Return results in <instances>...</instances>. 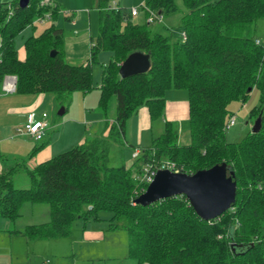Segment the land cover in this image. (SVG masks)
I'll return each instance as SVG.
<instances>
[{"label": "trees", "instance_id": "16d2710c", "mask_svg": "<svg viewBox=\"0 0 264 264\" xmlns=\"http://www.w3.org/2000/svg\"><path fill=\"white\" fill-rule=\"evenodd\" d=\"M108 1L96 0L98 35L90 59L79 65L66 61L62 30L54 26L27 38L25 58L18 59L15 38L37 18L56 14L55 7L41 5V0H30L25 9L17 1L0 7V93L10 75L16 77L17 94L61 98L87 93L93 89L91 64L97 54L112 53L102 65L97 105L106 137L89 139L32 170L24 160L0 171V217L14 221L24 204H46L50 222L28 226L23 234L47 240L67 237L74 220L87 221L103 210L112 214L111 229L125 220L133 264H264V46L251 39L255 20L264 18V0H181L183 8L178 0H144V16L154 13L158 24L186 9L177 26L185 35L181 41L171 40L165 25L152 31V23L133 24L130 9L109 8ZM8 5L13 9L10 18ZM52 50L56 54L51 58ZM133 52L149 55L150 68L121 79L119 66ZM253 88L262 90L255 110L261 128L228 143L226 107L247 101ZM179 89L188 93L190 145H178L176 129L166 122L164 134L142 151L131 169L109 166V142L124 138L128 120L142 106L148 108L151 122L162 118L165 93ZM162 160L186 174L225 163L236 184L235 202L210 221L201 220L184 196L145 207L133 204L147 186H136L132 173ZM19 170L28 177L27 189L14 186L13 175ZM220 234L224 238L218 239Z\"/></svg>", "mask_w": 264, "mask_h": 264}, {"label": "rangeland", "instance_id": "374dc122", "mask_svg": "<svg viewBox=\"0 0 264 264\" xmlns=\"http://www.w3.org/2000/svg\"><path fill=\"white\" fill-rule=\"evenodd\" d=\"M15 1L18 3L19 0H0V6L6 3L11 4ZM64 1L65 3H62L63 5L60 6L56 14L52 15L51 11L48 13L49 17L52 16L53 19H46L41 24L36 23L32 28L28 27L15 38L14 46L16 51L22 52L24 42L28 37L37 36L45 28L53 25L64 31L63 45L65 46V58L68 61L74 64H81L90 59L89 49L94 45L99 31L97 2L96 0ZM108 2L109 8L138 9V17L133 18L131 22L140 26L146 23L144 12L141 9L144 0H109ZM177 3L180 8H183L181 0H178ZM185 12L186 9L182 13H175L167 21L159 22V24V20H155V23L149 25L148 28L152 31H158L160 24L165 25L169 29L170 39L173 41L180 40L181 34L177 26L179 18ZM251 35L255 45L264 46V18L255 20ZM111 57V52L100 51L96 60L91 64L93 89L87 94L88 100L86 103L83 102V95L80 91L73 92L69 96L63 95L61 98H56L54 94H43L41 96H45V102L41 104L38 110L35 109L34 111L37 118L40 119L42 113H46L47 119H53L55 123H63L69 119H74L82 121L83 124L89 123V127L92 128L93 123L89 121L102 119V114L97 107L99 96L97 84L100 83L103 63L106 65ZM9 77L16 79L12 75ZM5 79L3 84L5 81L6 83L14 82L12 79ZM36 96H39V94ZM24 98L29 97L0 94V123L10 120V115L1 113V110L7 106L12 109L23 107V105L27 106ZM261 99L262 90L253 88L247 101H232L226 107L229 113V117L226 120L234 118V125L225 132V139L228 143H238L251 133L254 122L258 118L255 110L258 108ZM61 109L66 110V113L59 115L58 113ZM84 109L87 111L86 118L83 115ZM112 112L114 114L115 110L113 109ZM18 115L20 116V114ZM13 116L11 115V117ZM19 120H22V118ZM109 122L111 123V121ZM90 131L92 130L90 129ZM90 131L87 130L85 138L92 139L94 132L91 133ZM0 132V139L7 137L3 129H0ZM18 138L20 140L24 139ZM179 139V145H190L188 123L184 124V131H182ZM128 140V137H126V139L120 138L119 141L109 142V166L118 167L135 161L132 159L133 148L124 146L125 141ZM12 144L14 143H2L0 145V161L6 167L13 162L22 163V161L27 160L26 155L22 154L23 148H18ZM132 165L128 169H131ZM138 176L139 173L137 174L135 171L132 173V179L137 184L136 186L140 185L137 179ZM13 179L16 188L27 189L29 187L28 177L23 170L15 173ZM138 191L139 188H136L135 192ZM111 218L112 214L110 212L102 210L97 215L89 217L87 221L83 219L74 220L70 228V234L67 237L33 240L24 236L25 229L29 225L36 226L50 222V209L46 204L32 205L27 203L21 207L19 217L16 220L11 221L0 217V264H45L47 260L50 264H133L134 261L128 255V233L122 226L125 220L118 223L115 222L114 224L117 223L118 228L111 229ZM92 228L98 233L101 232L102 235L93 240H86L83 232L85 229ZM222 238L224 236L220 234L218 239Z\"/></svg>", "mask_w": 264, "mask_h": 264}, {"label": "crops", "instance_id": "0c3cea01", "mask_svg": "<svg viewBox=\"0 0 264 264\" xmlns=\"http://www.w3.org/2000/svg\"><path fill=\"white\" fill-rule=\"evenodd\" d=\"M52 2H53L52 8L55 7L58 11L60 9V6L65 3L64 0H52ZM50 19H53V17L51 16ZM55 28L60 29L58 27H55ZM60 30H62L61 36H62V40L64 41V31L63 29H60ZM64 48L65 46L63 45V49ZM90 50L91 49H89V51ZM17 56L20 61L24 60L25 58L24 47H23L22 52L17 51ZM66 61L70 64H74L73 62H70L67 59ZM84 63H86V61L81 64H84ZM74 65H79V63L74 64ZM99 85L100 83L97 84L98 93H99ZM89 92L87 93L81 92L83 95L82 96L83 102L85 103L88 100L87 94ZM0 94L12 95V96L19 95L20 97H29V98H24L26 99L27 106L23 105V107L15 108V109H12L9 106H7L1 110V113H4L5 115H10L9 117L10 120H6L5 123H0V129H3L4 133L7 136L4 139H0V145L2 143H14L12 145H15L18 148L19 147L23 148L22 154L26 155V159H27L26 165H27V168L30 170L34 169L39 164H42L52 159L53 157L63 152H66L75 146L81 145L85 143V141L91 139V138H85V135L87 134V130L90 131L91 129L92 131L90 132L91 133L94 132L92 139L105 138L107 135V130L105 128L103 116H102V119H99L96 121H89L93 123L92 128L89 127L90 126L89 123L83 124L82 121H76L74 119H69L63 123L62 122L55 123L53 119L48 120L47 119L48 116H47L46 120H47L48 126L45 130V136L41 140L35 141L32 137L25 136L24 134L20 133L19 130H23L25 124L27 123L28 115L31 113L35 114L34 113L35 109L38 110L41 104L45 102L46 100L45 96H41L43 94H39V96H36L37 94H17L15 92L4 93L2 89H1ZM98 99H99V96H98ZM113 109L115 110L114 102L111 104V107H110V114H109L110 121H112L111 119H113L115 115V113L113 114L112 112ZM64 113H66V110H64ZM18 114H20V116ZM11 115H14V116L11 117ZM83 115H84V118L87 117L86 110L83 113ZM35 116L37 117L36 114ZM132 117L133 118H130L128 120L130 121L129 124L127 122L125 126V134H124L123 139H126V137H128L129 139L128 141H125V144H124L125 147H131L133 148V151L135 149H138L140 153H142V151L144 150H150L153 147L156 140H158L164 134L166 122L171 123L176 129L177 143H178V141H180L179 137L182 135V131H184V124L186 125L188 123L189 125L188 93L186 90H180V89L167 91L165 93L164 113H163V117L160 119H157L151 122L149 111L146 106H142L141 108H139L137 113L133 115ZM21 118L22 120H19ZM133 124L135 127L133 126ZM18 137L27 139L28 141L24 139L20 140ZM180 146H187V145H180ZM133 163L134 162H131L124 166L125 168H129ZM14 165H15V162H13L11 165L6 167L0 161V171L8 170ZM13 183H14V179H13ZM34 205H38V204H34ZM29 226H32V225H29ZM83 235L86 240L88 239L93 240L94 238L101 236L102 233L101 232L98 233L97 231H95L94 228H92L88 230L85 229L83 232Z\"/></svg>", "mask_w": 264, "mask_h": 264}, {"label": "water", "instance_id": "95a60500", "mask_svg": "<svg viewBox=\"0 0 264 264\" xmlns=\"http://www.w3.org/2000/svg\"><path fill=\"white\" fill-rule=\"evenodd\" d=\"M30 0H19L18 7L25 9ZM55 50L50 51L52 58ZM150 68L149 55L133 52L120 64L118 75L126 79L144 74ZM64 110L59 111L62 115ZM261 128V119L254 122L251 133H257ZM184 196L196 215L203 221H210L220 217L231 208L235 202L236 184L233 174L228 173L225 163L215 165L209 169L194 174L175 173L169 170H158L152 181L135 200L134 204L143 207L167 198Z\"/></svg>", "mask_w": 264, "mask_h": 264}, {"label": "built area", "instance_id": "2783aa9c", "mask_svg": "<svg viewBox=\"0 0 264 264\" xmlns=\"http://www.w3.org/2000/svg\"><path fill=\"white\" fill-rule=\"evenodd\" d=\"M41 5L44 6H50L53 7V2L52 0H41ZM8 13H7V18H10V16L13 13V9L11 5H8L7 7ZM142 10H144V6L142 5ZM129 13L132 17H136L139 14L138 9H130ZM46 19H50L48 13L44 15L42 18H37L34 21V24L36 23H43ZM155 20H157L156 16L154 13L149 12V15L145 17L146 23H154ZM185 39L184 33L181 34V40ZM9 80H14V82L10 83H5L2 86V91L4 93H12L15 92V78H11L9 76L5 77ZM46 113H43L38 119L35 114L31 113L28 115L27 123L25 124L23 130H19L20 133L24 134L25 136H30L32 137L35 141L41 140L45 136V130L48 126L47 120H46ZM234 125V118H230L228 121H226V124L224 126V129H230ZM141 155L140 151L138 149H135L132 154V159H137ZM158 170H169L175 173H181L182 169L176 166L175 163L170 162V161H159V162H153L149 164H145L141 168V172L139 173V176L137 177L139 183L145 184L148 186V184L152 181L153 177L155 176L156 172ZM45 264H50V262L47 260Z\"/></svg>", "mask_w": 264, "mask_h": 264}]
</instances>
